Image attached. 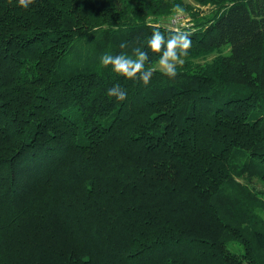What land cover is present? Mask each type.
Segmentation results:
<instances>
[{"label":"trees","instance_id":"16d2710c","mask_svg":"<svg viewBox=\"0 0 264 264\" xmlns=\"http://www.w3.org/2000/svg\"><path fill=\"white\" fill-rule=\"evenodd\" d=\"M190 1L0 0V264H264V0Z\"/></svg>","mask_w":264,"mask_h":264},{"label":"clouds","instance_id":"9594fccd","mask_svg":"<svg viewBox=\"0 0 264 264\" xmlns=\"http://www.w3.org/2000/svg\"><path fill=\"white\" fill-rule=\"evenodd\" d=\"M33 0H18V4L22 8H28ZM177 13H183V9L179 5H175ZM124 47V45H121ZM192 46L191 35L184 33H170L169 38L165 39L164 34L158 29L154 30L148 38L147 47L153 52L161 53L158 58V67L162 73L170 78H174L178 74V66H183L185 60L183 56L188 55V49ZM136 58L132 59L124 54H104L101 57V63L104 66L111 65L112 71L122 74L128 78H137L142 80L144 85H148L153 76V69L145 68V62L149 58V53L141 48L134 49ZM109 97H115L119 101L127 98V92L114 85L107 90Z\"/></svg>","mask_w":264,"mask_h":264},{"label":"rangeland","instance_id":"374dc122","mask_svg":"<svg viewBox=\"0 0 264 264\" xmlns=\"http://www.w3.org/2000/svg\"><path fill=\"white\" fill-rule=\"evenodd\" d=\"M186 4H189L191 7V11H186L183 13H174L171 17L168 19H163V23L170 27V25L175 24L179 29H188L192 26L193 20H192V14H199L200 16L208 15L209 12H211V9L208 7H198L194 3H192L190 0H184ZM157 69H160L158 67V64L156 65Z\"/></svg>","mask_w":264,"mask_h":264},{"label":"built area","instance_id":"2783aa9c","mask_svg":"<svg viewBox=\"0 0 264 264\" xmlns=\"http://www.w3.org/2000/svg\"><path fill=\"white\" fill-rule=\"evenodd\" d=\"M171 26H172V27H177V25H175V24H172Z\"/></svg>","mask_w":264,"mask_h":264}]
</instances>
